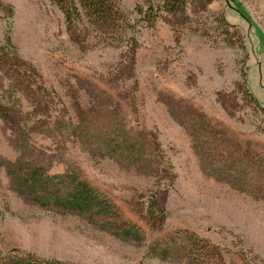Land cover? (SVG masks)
I'll return each instance as SVG.
<instances>
[{"label":"rangeland","instance_id":"374dc122","mask_svg":"<svg viewBox=\"0 0 264 264\" xmlns=\"http://www.w3.org/2000/svg\"><path fill=\"white\" fill-rule=\"evenodd\" d=\"M162 4L0 0V252L264 264V0Z\"/></svg>","mask_w":264,"mask_h":264},{"label":"trees","instance_id":"16d2710c","mask_svg":"<svg viewBox=\"0 0 264 264\" xmlns=\"http://www.w3.org/2000/svg\"><path fill=\"white\" fill-rule=\"evenodd\" d=\"M197 1H204L211 3L213 0H163V4L160 7H158V9H162L164 12L167 13L181 12L184 11L188 5H191L192 3ZM92 7H97L96 9L100 11L99 13L103 15H106L108 11L109 12L111 11V10H107V7L103 2L88 4L89 9H92ZM154 19H155L154 16H151L150 18L148 16L149 21H154ZM7 39L8 41H10V38ZM150 214L152 215L153 218L159 216L162 217V220L165 218L164 211L161 207L157 209L153 208ZM0 264H65V263L59 260L43 259L31 253H20L14 251L9 253L0 252Z\"/></svg>","mask_w":264,"mask_h":264}]
</instances>
